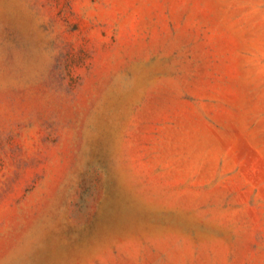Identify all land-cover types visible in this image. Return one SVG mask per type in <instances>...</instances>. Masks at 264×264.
<instances>
[{
    "label": "rangeland",
    "instance_id": "obj_1",
    "mask_svg": "<svg viewBox=\"0 0 264 264\" xmlns=\"http://www.w3.org/2000/svg\"><path fill=\"white\" fill-rule=\"evenodd\" d=\"M0 264H264V0H0Z\"/></svg>",
    "mask_w": 264,
    "mask_h": 264
}]
</instances>
